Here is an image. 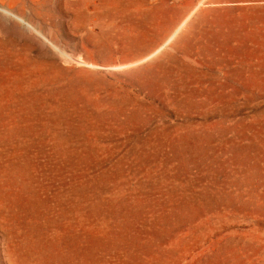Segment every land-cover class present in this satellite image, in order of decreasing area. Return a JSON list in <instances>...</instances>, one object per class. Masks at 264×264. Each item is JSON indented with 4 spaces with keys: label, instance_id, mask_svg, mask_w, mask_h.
<instances>
[{
    "label": "rangeland",
    "instance_id": "1",
    "mask_svg": "<svg viewBox=\"0 0 264 264\" xmlns=\"http://www.w3.org/2000/svg\"><path fill=\"white\" fill-rule=\"evenodd\" d=\"M0 264H264V0H0Z\"/></svg>",
    "mask_w": 264,
    "mask_h": 264
},
{
    "label": "bare ground",
    "instance_id": "2",
    "mask_svg": "<svg viewBox=\"0 0 264 264\" xmlns=\"http://www.w3.org/2000/svg\"><path fill=\"white\" fill-rule=\"evenodd\" d=\"M152 56V55H151Z\"/></svg>",
    "mask_w": 264,
    "mask_h": 264
}]
</instances>
